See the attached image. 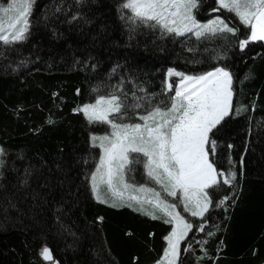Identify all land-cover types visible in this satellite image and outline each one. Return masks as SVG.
<instances>
[{
	"label": "trees",
	"instance_id": "16d2710c",
	"mask_svg": "<svg viewBox=\"0 0 264 264\" xmlns=\"http://www.w3.org/2000/svg\"><path fill=\"white\" fill-rule=\"evenodd\" d=\"M197 1L201 14L207 0ZM121 3L34 0L28 38L0 42V264H53L41 255L45 246L55 264H155L172 226L93 198L99 149L89 138L108 128L74 109L127 93L129 105L142 107L125 119L137 122L169 103L168 69L196 75L216 67L232 74L233 107L210 134V159L235 179L221 177L204 216L188 218L178 264H264V42L241 50L249 29L224 9L239 33L197 39L133 24Z\"/></svg>",
	"mask_w": 264,
	"mask_h": 264
},
{
	"label": "snow or ice",
	"instance_id": "6c2138e0",
	"mask_svg": "<svg viewBox=\"0 0 264 264\" xmlns=\"http://www.w3.org/2000/svg\"><path fill=\"white\" fill-rule=\"evenodd\" d=\"M216 3L218 8L213 11L224 9L234 14L250 30L239 41L241 50L250 43L264 42V0H216ZM33 5L34 0H10L7 6H0V42L12 45L28 38ZM196 7L197 0H123L120 10L131 12L127 20L133 24L139 21L152 28L159 27L162 34L179 37L193 33L201 39L205 34L236 36L239 33L238 27L229 26V22L219 16L208 23H198L192 14ZM121 18H125L123 14ZM168 76L180 78L175 87L172 83L167 85L175 94L169 98V103L162 101L146 110V114H138L142 123L123 122L129 110L142 107L139 102L129 105L127 93L123 94L125 99L113 93L74 109L83 113L89 124L103 123L111 129L110 133L91 137L93 147L100 149L98 163L90 175L94 198L114 208L138 205L134 210L154 220L163 219L172 226L165 237L167 247L156 264H178L181 241L188 236L193 224L177 211L178 204L163 199L161 192L130 182L135 166L142 164L147 178L159 185L167 196L176 198L184 212L193 217H203L208 211L212 204L208 190L218 187L221 177L224 184L235 179L234 173L226 175L218 171L214 160L210 159L216 152V141L210 134L230 115L233 107L232 74L222 67L196 75L170 68ZM133 98L143 99L135 97V93ZM48 123H52L51 119ZM0 155H4L3 149ZM3 163L0 160V167ZM26 173L31 175L28 170ZM24 183L27 184V179ZM146 204L151 210L145 208ZM41 255L55 264L47 246L42 248Z\"/></svg>",
	"mask_w": 264,
	"mask_h": 264
},
{
	"label": "rangeland",
	"instance_id": "374dc122",
	"mask_svg": "<svg viewBox=\"0 0 264 264\" xmlns=\"http://www.w3.org/2000/svg\"><path fill=\"white\" fill-rule=\"evenodd\" d=\"M10 2V0H0V6H7V4ZM198 3V1H197ZM218 8V5L216 3V0H207L205 3H204V6H203V9H202V13L201 14H196V11L198 9V6L194 9H192V14L194 16V18L197 20L198 23H208L210 20H213L215 19L216 17H221L223 18L220 14H219V10L218 11H213V9H217ZM129 11V10H128ZM129 14L131 15V12L129 11ZM234 15V14H233ZM235 16V15H234ZM224 19V18H223ZM238 19V18H237ZM230 26V25H229ZM159 29V27H157ZM160 30V29H159ZM250 31V30H249ZM192 36L193 38H196V36L193 34V33H186L184 36ZM218 35V34H217ZM206 36H212L211 34H205L204 37ZM203 38V37H202ZM169 70V69H168ZM168 70L166 71L165 73V80H164V88H165V91L166 92H170L168 90V87L167 85L169 83H172L175 87V85H177L179 83V77H176V76H173V77H169L168 76ZM188 75V74H187ZM174 90H173V95H174ZM92 103H95L92 102ZM85 104H88V103H85ZM84 104H82L81 106L79 107H82ZM81 113V112H80ZM82 116L84 117V119L87 121V119L85 118V116L83 115V113H81ZM146 114V113H145ZM88 122V121H87ZM123 122H132V121H126V119L123 121ZM137 122H140L142 123V121H137ZM89 123V122H88ZM95 124H101V125H106L107 128H108V131L106 133H103V134H91L90 135V138H89V142L91 143V145H93V142L91 140V137L93 135H96V136H101V135H104V134H107V133H110L111 129L110 127L107 125V124H103V123H95ZM98 143V142H97ZM98 148V147H97ZM1 149V148H0ZM99 149V148H98ZM99 156H100V149H99ZM0 158H1V155H0ZM99 159V158H98ZM98 163V160L96 162V164ZM96 167V165H95ZM94 167V169H95ZM93 169V171H94ZM92 171V172H93ZM131 176V181H134L136 185H146L147 187H151L153 189H155L156 191H159L161 192V196L163 199L167 200L169 203H177L178 204V207H177V211L190 223L193 224V222L188 219V218H192V219H196V218H201V217H193L190 215V213H187V212H184L183 210V205L181 203H179V201L176 199V198H173V197H170V196H167L166 193L163 192V190L160 188L159 185H156L154 181H151L150 179L147 178L146 176V173H145V169L143 168V165H136L135 166V171L132 172L130 174ZM91 187V185H90ZM92 193V191H91ZM135 205V204H134ZM138 206V205H136ZM145 208L148 209V210H151V206L150 205H145ZM182 242V241H181Z\"/></svg>",
	"mask_w": 264,
	"mask_h": 264
},
{
	"label": "crops",
	"instance_id": "0c3cea01",
	"mask_svg": "<svg viewBox=\"0 0 264 264\" xmlns=\"http://www.w3.org/2000/svg\"><path fill=\"white\" fill-rule=\"evenodd\" d=\"M92 196H93V193H92ZM93 198H94V196H93ZM95 199V198H94ZM96 200V199H95ZM97 201V200H96ZM106 204V203H105ZM107 205H109V204H107ZM125 207H127V206H125ZM135 207H138V206H136V205H133V207H128V208H130V209H132V210H134V208ZM116 208H120V207H116ZM134 211H137V210H134ZM139 212V211H138ZM158 215H159V213H158ZM149 216V215H148ZM149 217H151V216H149ZM166 241V240H165ZM166 247H167V242H166ZM156 264V263H155Z\"/></svg>",
	"mask_w": 264,
	"mask_h": 264
}]
</instances>
